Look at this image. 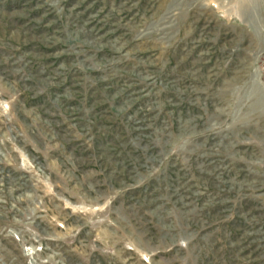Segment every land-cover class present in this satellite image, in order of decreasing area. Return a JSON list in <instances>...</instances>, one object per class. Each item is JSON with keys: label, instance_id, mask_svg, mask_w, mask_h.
<instances>
[{"label": "rangeland", "instance_id": "obj_1", "mask_svg": "<svg viewBox=\"0 0 264 264\" xmlns=\"http://www.w3.org/2000/svg\"><path fill=\"white\" fill-rule=\"evenodd\" d=\"M0 264H264V0H0Z\"/></svg>", "mask_w": 264, "mask_h": 264}]
</instances>
